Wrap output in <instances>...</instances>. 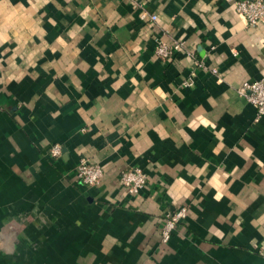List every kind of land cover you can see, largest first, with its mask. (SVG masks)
I'll return each mask as SVG.
<instances>
[{
	"label": "crops",
	"instance_id": "1",
	"mask_svg": "<svg viewBox=\"0 0 264 264\" xmlns=\"http://www.w3.org/2000/svg\"><path fill=\"white\" fill-rule=\"evenodd\" d=\"M236 1L0 0V264H264V116L239 92L264 22Z\"/></svg>",
	"mask_w": 264,
	"mask_h": 264
},
{
	"label": "built area",
	"instance_id": "2",
	"mask_svg": "<svg viewBox=\"0 0 264 264\" xmlns=\"http://www.w3.org/2000/svg\"><path fill=\"white\" fill-rule=\"evenodd\" d=\"M235 11L238 15L243 17L247 24L250 26H257L264 22V0H238L234 4ZM151 19L156 21V16H152ZM183 46L181 44H174L172 47H168L164 44H160L157 47V55L170 59L180 51ZM240 94L252 104L256 111L257 117L264 116V80L254 81L245 84L240 89ZM52 154L54 156L61 154V147L54 145L52 148ZM103 175V170L97 164L89 163L82 160L77 169V182L83 185H97ZM147 176L140 169H129L122 173L120 177L121 185L131 195L137 194L146 184ZM186 211L181 209L180 211L167 215L164 224L161 227V240L166 243L170 240L172 232L175 230L178 223L184 217Z\"/></svg>",
	"mask_w": 264,
	"mask_h": 264
}]
</instances>
